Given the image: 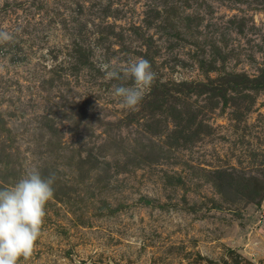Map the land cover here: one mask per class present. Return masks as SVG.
<instances>
[{
	"label": "rangeland",
	"instance_id": "rangeland-1",
	"mask_svg": "<svg viewBox=\"0 0 264 264\" xmlns=\"http://www.w3.org/2000/svg\"><path fill=\"white\" fill-rule=\"evenodd\" d=\"M0 31V187L56 175L21 264H264V0H0ZM141 57L123 108L98 65Z\"/></svg>",
	"mask_w": 264,
	"mask_h": 264
},
{
	"label": "clouds",
	"instance_id": "clouds-1",
	"mask_svg": "<svg viewBox=\"0 0 264 264\" xmlns=\"http://www.w3.org/2000/svg\"><path fill=\"white\" fill-rule=\"evenodd\" d=\"M12 40L9 32L0 31V44ZM98 67L107 80L133 81L131 86H114L111 93L127 109L139 105L157 76L151 63L142 57L123 69L103 61ZM55 180V173L45 177L36 166H26L14 185L0 187V264H21L34 255L45 222L46 205L54 198Z\"/></svg>",
	"mask_w": 264,
	"mask_h": 264
}]
</instances>
